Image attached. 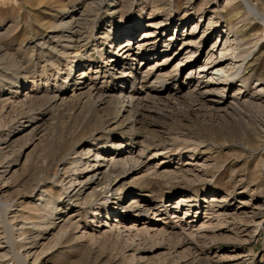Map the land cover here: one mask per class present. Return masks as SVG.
<instances>
[{
	"label": "rangeland",
	"instance_id": "obj_1",
	"mask_svg": "<svg viewBox=\"0 0 264 264\" xmlns=\"http://www.w3.org/2000/svg\"><path fill=\"white\" fill-rule=\"evenodd\" d=\"M79 143L139 162L51 216ZM0 264H264V0H0Z\"/></svg>",
	"mask_w": 264,
	"mask_h": 264
},
{
	"label": "bare ground",
	"instance_id": "obj_2",
	"mask_svg": "<svg viewBox=\"0 0 264 264\" xmlns=\"http://www.w3.org/2000/svg\"><path fill=\"white\" fill-rule=\"evenodd\" d=\"M75 7L76 6H74V9L73 10L67 11V13H66V15H64L63 19H65V20L66 19H69V21H67V20L65 21V24L64 25H66L68 27H72L74 25V27H72L73 29H69V33H71V35L79 36L80 37V34H81L80 33V29H78V28L75 29V27H79L80 28L81 27L80 24L83 23V21H85L86 24H94L95 23V19L94 18L93 19L90 18L91 17L90 14L84 13L85 14L84 15L82 12L80 13V8L75 9ZM112 18H114V16H111V19ZM75 24H76V26H75ZM159 24H157V23H150L149 25H147V27L148 26H151V25L152 26H155L156 25L157 29H154L153 30V29H150L148 27L144 31V36L145 37L142 39V42H141L140 47H139L140 49L141 48H143V49L147 48V51L146 52L148 53V57H144L143 58V60H146L147 63H148V61L150 62V60L152 58L154 59V56H155V53L154 52L157 51V48L160 45V41H159L160 39L159 38L162 35V33H160V32L158 33V30H159V26L158 25ZM139 26H141V24H138L137 26L136 25H132L127 30L128 35H130L132 39L135 38L136 33L138 32V27ZM60 32H61V30H60ZM162 42L163 43H167L169 47L172 46L174 48L176 46V43L178 42V36L175 37L173 35H169V33H168L167 35H165V40L163 39ZM184 43H186V42H184ZM119 47H120L119 48L120 50L118 52V55L119 56L116 57V58H114L112 60V63H116L117 65L123 66L125 64H128V62H127L128 60L131 61V60H135V59H138L139 58V57L132 56L134 54H131V51H130V48L131 47H130V43H128V41L121 42L119 44ZM180 48H182V46ZM66 51H67V49H66ZM224 56L225 55H223L222 57H224ZM74 57L75 58H79L78 57V53ZM233 57H236V56L234 55ZM155 60H157V62L160 61V60H158V58H156V59H154L152 61H155ZM79 61H80V59H77L76 66L78 65ZM221 62H224V59H221L220 60V63ZM220 63H218V64H220ZM246 69L248 70V67ZM81 75H82L81 76V79H79V81H80L79 84H81V88H79V89H84V88L88 87V85H89V83L87 82L88 79L86 78V71L83 70L82 73H81ZM68 78H69V76H68ZM70 79H76L77 80L78 78L75 76V77L70 78ZM121 80H124V79H121ZM226 80H227L226 78L225 79H222V82L221 83H226ZM136 81L137 80H135V82ZM157 82L158 83L154 84V86H150V89H152V91H153L151 93L152 94L153 93L155 94V98L156 97L161 98L162 95L165 92L164 83H167L168 81L164 80V78H163L161 80H158ZM151 85H153V84H151ZM89 90H90V93L88 95L89 96V100L88 101L94 102L93 101V93L91 92V89H89ZM121 90L123 91L122 93H125L124 96H128L129 97L128 100H130V101L133 100L136 97L137 92H135L134 88H132V89H130L128 91L124 90V88H121ZM148 94H150V92ZM85 95H87V94H85ZM167 96H169L168 98H166L168 100H170L169 98H174V97L176 98L175 94L174 93L172 94L170 92H169V95H167ZM77 97H80V93L77 95ZM83 97H84V94H83ZM126 98L127 97H125V99ZM177 99H179V98H177ZM90 102H88V103L90 104ZM123 106H124V104L121 105L120 108H122ZM78 145L79 146L74 151L75 156L73 158H69V160H68L69 162H67V160H65V159H62L60 161V163H59V165H62L63 166L62 169L65 170L62 173V176H65L68 173V171L70 172V171L73 170V173L69 175L70 176V180L68 182L69 185L66 188L64 186L65 191L62 194V196L60 197L59 201H56V200L55 201H52L50 199V197H48V194L47 193L44 194L46 191H43L41 193L40 197L38 198L39 200L42 199V201L44 202L43 204H45V206L46 205H51L52 206L53 209H52L51 216L55 215L53 213L54 211L55 212H59V210L60 209L62 210V208L68 209V208H70L74 204H79L80 203V198H81L82 194H84L91 187H93V189H94L93 193H96V186L99 185V184H105V186H110L111 183H112V181H114V180H116L118 178H119V180H117V183L120 182V181H122V179H125L126 178V175H128L129 173H131V171H133V169L137 166V163L139 162V159H135V156H131L129 158L123 157L122 159H116V157L115 158L114 157H111L113 154L112 155H109L108 157H106V156H103V158L100 157L101 160L98 159V157H99L98 154L97 155L92 154L90 157L86 156V158H84V157L82 158V155H88V154L90 155L91 152L94 150V147H92V145H91V147L88 149L87 153L86 152L85 153H82V152H80V143ZM141 152L144 153V150H142ZM142 153L139 155V157L142 156ZM105 160H107V162H108L106 165H104L102 163ZM69 164H71V165L68 166ZM72 164L74 166H72ZM58 173H59V171L57 169L55 171V173H54V176L55 177L59 176ZM132 188L133 187H130V189H132ZM130 189H128V190H130ZM148 209H149V207H145V208H142V209L140 208L139 211L140 212H143V214H144V213H147L145 211H147Z\"/></svg>",
	"mask_w": 264,
	"mask_h": 264
}]
</instances>
